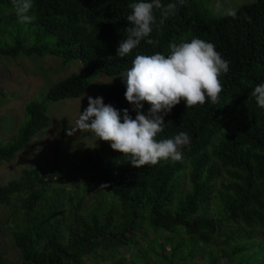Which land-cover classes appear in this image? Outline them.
Returning a JSON list of instances; mask_svg holds the SVG:
<instances>
[{
  "label": "trees",
  "instance_id": "trees-1",
  "mask_svg": "<svg viewBox=\"0 0 264 264\" xmlns=\"http://www.w3.org/2000/svg\"><path fill=\"white\" fill-rule=\"evenodd\" d=\"M135 2L32 0L27 14L34 19L22 23L13 0H0V40L6 43L0 56H54L64 65L82 62L79 72L49 90L50 101L78 99L90 90L93 79L106 75L118 80L97 97L121 117L127 109L135 118L134 106L125 99L123 77L136 55L167 56L171 43L199 38L212 43L229 62L228 72L219 78L223 91L218 103L209 100L186 108L181 101L166 115L160 113L164 126L157 141L181 132L190 137L181 149L182 160L135 168L130 157L99 140L87 156L86 182L103 188L113 205L97 201L83 215L82 203L73 207L62 189L49 194L60 183L58 174L41 166L0 183V207L24 196L13 233L20 264H88L95 259L111 264H153L151 259L154 264H264V108L252 95L255 86L264 83V0L240 6L235 18L210 15L200 0H184L182 5L180 0H160L162 6L153 8L150 36L120 58L119 43L132 26L128 5ZM170 3L177 7L164 16ZM16 24L36 26L35 34L46 42L27 45L26 37L13 35ZM147 39L156 43L150 45ZM149 109L143 103L142 114L148 116ZM50 121L44 103H27L26 121L15 140L0 141V164L27 149ZM66 206H71L68 211ZM126 253L132 259H126ZM0 264L16 263L5 260L0 250Z\"/></svg>",
  "mask_w": 264,
  "mask_h": 264
},
{
  "label": "clouds",
  "instance_id": "clouds-1",
  "mask_svg": "<svg viewBox=\"0 0 264 264\" xmlns=\"http://www.w3.org/2000/svg\"><path fill=\"white\" fill-rule=\"evenodd\" d=\"M183 2L180 0L181 5ZM13 6L20 22L34 19L27 14L33 7L32 0H13ZM161 6L160 0H138L128 5L131 14L127 20L132 26L127 28L128 37L119 43L118 57H126L150 36L155 23L153 8ZM176 7V4H168L163 15L174 12ZM228 15L235 18L236 13L229 10ZM146 43L156 42L147 39ZM169 49L167 56L161 53L136 55L123 77L125 99L134 106L135 118L127 109L123 110L121 117L117 109L104 104L102 97H88V107L67 134L71 136L77 129L92 133L97 140L109 143L112 150L130 157L129 162L135 168L182 160L181 149L190 143V137L181 132L174 138L157 141L156 137L164 126L160 113L166 115L181 101L186 108L202 106L209 100L212 104L218 103L223 91L219 78L221 73L228 72L229 62L221 57L212 43L199 38L171 43ZM252 95L258 106L264 108V83L255 86ZM145 102L150 105L148 116L141 112Z\"/></svg>",
  "mask_w": 264,
  "mask_h": 264
},
{
  "label": "rangeland",
  "instance_id": "rangeland-1",
  "mask_svg": "<svg viewBox=\"0 0 264 264\" xmlns=\"http://www.w3.org/2000/svg\"><path fill=\"white\" fill-rule=\"evenodd\" d=\"M253 1L200 0L199 3L210 15L226 16L229 10L235 11L240 6ZM29 26L25 24L19 27L16 24L13 35L26 37L29 41L26 43L29 46L45 43L46 40L43 42V37L35 34L37 27L29 28ZM5 44V41L0 40V48ZM81 68L82 62L78 60L64 65L60 58L54 56L43 58L0 56V89L4 93V96L0 98V141L7 144L15 140L20 126L26 121V104L33 100L46 105L51 120L49 127L38 133L27 149L17 153L12 161L0 164V183L6 185L18 180L25 169L41 166L50 173L58 174L55 179L60 183L54 184L49 194H53L58 188L62 189L66 199L71 200L73 207H77L79 202L82 203L81 212L87 215L97 201H104L108 206L113 205L111 197L103 188L86 182L87 156L94 153L99 140L94 134L81 132L79 129L71 136L67 133L76 126L79 115L86 110L88 97L94 98L103 94L118 79L100 75L93 79L90 90L78 99L50 101L46 98L54 85L73 73L79 72ZM185 186L188 189L187 180ZM72 192L74 193L71 194ZM23 199V195L15 196L10 206L0 207V250L5 260L16 264H20L21 254L15 244L13 233L17 228L16 222L20 223L17 216L20 215ZM70 207L66 206L65 210L68 211ZM211 209L213 210V206ZM124 256L126 259H132L130 253ZM150 262L154 264L155 259H151ZM111 263V261L97 259L88 262V264ZM136 264L144 263L136 260Z\"/></svg>",
  "mask_w": 264,
  "mask_h": 264
}]
</instances>
